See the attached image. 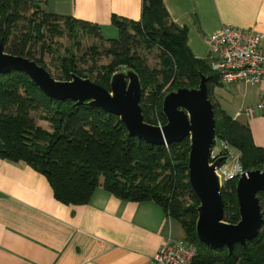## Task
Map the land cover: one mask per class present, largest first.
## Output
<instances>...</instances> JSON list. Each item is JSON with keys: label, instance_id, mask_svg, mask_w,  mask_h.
<instances>
[{"label": "trees", "instance_id": "1", "mask_svg": "<svg viewBox=\"0 0 264 264\" xmlns=\"http://www.w3.org/2000/svg\"><path fill=\"white\" fill-rule=\"evenodd\" d=\"M112 23L119 36L105 38L97 23L46 11L40 0H0V43L6 51L44 66L34 49L37 42L43 48L49 46L45 42L48 34L66 29L76 44L80 32L106 39L109 46L104 51L112 55L108 63L99 70L93 64L85 73L71 52L61 58L58 78H71L77 72L110 87L111 75L121 64L133 67L142 80V110L150 123L167 121L163 98L169 90L197 87L205 74L214 104L216 136L240 150L244 169L264 168V146L254 142L249 123L232 117L214 98V87L223 85L218 72L209 57L195 55L188 43V27L171 18L163 0H143L140 19L113 14ZM143 50L156 51L157 66L147 63ZM92 53H97L96 47ZM37 111L51 123V129L37 123ZM189 151V136L171 143H151L130 135L119 115L100 106L48 96L20 70L0 73V157L24 160L44 173L58 200L88 203L98 186L126 200L153 199L181 222L184 237L196 244L194 264H264V220L259 233L247 244L236 243L233 252L226 245L214 247L198 237L200 200L189 181ZM236 181L228 180L222 187L224 219L229 222L240 219ZM258 195L264 211V190Z\"/></svg>", "mask_w": 264, "mask_h": 264}, {"label": "crops", "instance_id": "2", "mask_svg": "<svg viewBox=\"0 0 264 264\" xmlns=\"http://www.w3.org/2000/svg\"><path fill=\"white\" fill-rule=\"evenodd\" d=\"M163 1L171 18L188 27V43L199 57H208V36L224 23L264 32V0ZM142 2L44 0L40 7L90 20L102 34L116 37L113 14L140 19ZM222 84L228 91L216 85L214 98L232 116L260 98L257 86ZM238 119L249 123L254 142L264 146V109ZM172 219L153 199H122L103 186L88 203L65 204L44 173L24 160L0 157V264H152L166 236H185Z\"/></svg>", "mask_w": 264, "mask_h": 264}, {"label": "water", "instance_id": "3", "mask_svg": "<svg viewBox=\"0 0 264 264\" xmlns=\"http://www.w3.org/2000/svg\"><path fill=\"white\" fill-rule=\"evenodd\" d=\"M12 70L25 72L48 96L60 100L71 98L78 104L88 101L119 115L130 135L151 143H171L189 136V181L200 200L196 221L198 237L214 247L226 245L233 252L236 243L247 244L248 239L259 233L264 211L258 193L264 190V168L241 172L236 184L240 219L238 222L224 219L223 181L218 170L224 156L211 160L217 130L205 74L197 87L181 86L165 94L163 112L167 121L159 125L144 119L142 80L133 67L113 72L110 87L77 72H72L71 78L62 79L35 59L6 51L1 42L0 73Z\"/></svg>", "mask_w": 264, "mask_h": 264}, {"label": "built area", "instance_id": "4", "mask_svg": "<svg viewBox=\"0 0 264 264\" xmlns=\"http://www.w3.org/2000/svg\"><path fill=\"white\" fill-rule=\"evenodd\" d=\"M207 40L210 46V64L218 72L220 82L259 87V100L241 111L252 115L256 110L264 109V32L224 23L212 32ZM158 124L163 125L162 122ZM214 159L211 154V160ZM221 164L223 165H220L218 170L222 174L223 185L228 180L240 176V160L233 169L226 168L224 163ZM196 254L195 243L185 237L175 238L169 234L153 254L152 264H194Z\"/></svg>", "mask_w": 264, "mask_h": 264}, {"label": "rangeland", "instance_id": "5", "mask_svg": "<svg viewBox=\"0 0 264 264\" xmlns=\"http://www.w3.org/2000/svg\"><path fill=\"white\" fill-rule=\"evenodd\" d=\"M62 28H64V27H62ZM115 29L118 30V28H115ZM108 33L109 32L106 31V33H104L103 35L105 37H109V38L115 37V36H109ZM79 34H81L79 36L80 42L77 44H76V42H74L72 40L73 37L72 38L70 37L71 35H69V32L66 29H63V31L61 33H56L52 36H50L48 34V36L46 37V40H45V42H47V44H49V46H47V48L41 47L42 42L36 43V46L34 49L36 57L42 58L46 67L51 71V73L55 77L58 78L60 73H61V69H60L61 58L65 54H71V52L75 54L76 65L78 67H80L81 69H83L85 73L89 72V68H91V66L93 64H96L95 70H99L100 66L102 64H106L111 60L112 55L107 54L104 51L105 48H107L109 46V42L106 39H100V38H97L95 36L86 34L84 32H80ZM118 36H119V31L116 34V37H118ZM94 47H96L97 53H92V51L94 50ZM206 54H204V55H206ZM142 55L147 56V58H148L147 63L151 64L152 66L158 65L159 59H157V57H156V51L149 52V51L143 50ZM127 67H128L127 65L121 64L119 66V69L120 68H127ZM169 84L170 83H168V86H169ZM237 84L231 83V84H229V86L237 85ZM239 85H245V84L241 83ZM239 85H237V86H239ZM175 89H177V88H174L172 90H175ZM169 91H171V90H169ZM218 91L226 92V91H228V88H225V86H223V85L218 86ZM232 106H233L232 104L229 106L230 107L229 111H232V109H233V108H231ZM245 107L246 106H242V108L240 107L239 109H237L234 116H232V117L238 119V117H240L241 114H246V112H244L243 110L241 111V109H243ZM34 115H35L37 123L39 125H42L43 127L51 129V123L49 121L41 118L40 112L37 111L34 113ZM216 139L217 140L215 141V143L213 145L212 155H214L215 159L220 157V156H224V159H226L224 162V164H226L225 167L228 169H231V168L233 169L234 166L236 165L237 161L240 158V150L234 146L229 145V144L227 146L226 142L221 141L217 136H216ZM224 159L221 160V163ZM221 165H223V164H221ZM241 169H242V171H246V169L243 168L242 164H241ZM252 169H256V168H252ZM248 170H250V169H248ZM233 179H236L238 181L239 176L234 177ZM237 181H236V184H237ZM172 222H173L175 228L179 229L180 232L181 231L184 232V229L181 228L183 226L181 225V222L179 220L173 218Z\"/></svg>", "mask_w": 264, "mask_h": 264}]
</instances>
